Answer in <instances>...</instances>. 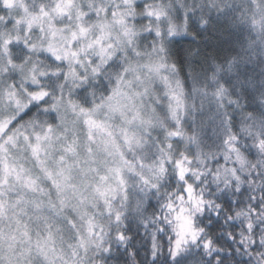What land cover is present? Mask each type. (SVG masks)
<instances>
[{
  "label": "clouds",
  "instance_id": "clouds-1",
  "mask_svg": "<svg viewBox=\"0 0 264 264\" xmlns=\"http://www.w3.org/2000/svg\"><path fill=\"white\" fill-rule=\"evenodd\" d=\"M0 264H264V0H0Z\"/></svg>",
  "mask_w": 264,
  "mask_h": 264
}]
</instances>
